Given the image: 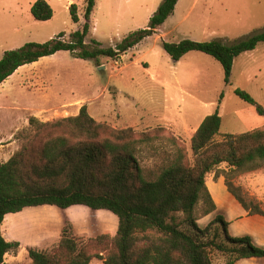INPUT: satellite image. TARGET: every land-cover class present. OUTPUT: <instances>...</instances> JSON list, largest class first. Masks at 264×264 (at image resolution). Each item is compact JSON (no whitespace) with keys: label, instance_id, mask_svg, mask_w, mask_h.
I'll use <instances>...</instances> for the list:
<instances>
[{"label":"trees","instance_id":"1","mask_svg":"<svg viewBox=\"0 0 264 264\" xmlns=\"http://www.w3.org/2000/svg\"><path fill=\"white\" fill-rule=\"evenodd\" d=\"M179 0H163L148 27L130 33L115 48L86 41L97 0H86L82 28L69 41L65 33L47 42H28L8 50L0 59V83L21 66L59 51H71L83 59H118L145 38L158 32L174 13ZM72 18L80 22L78 5H70ZM31 13L49 20L54 10L47 0H36ZM264 42V31L234 43L221 39L164 41V49L175 60L190 51H201L222 64L226 84H232L235 59ZM235 93L264 115V106L249 92ZM224 93L221 94V98ZM220 107L207 115L191 138L190 146L164 127L136 131L117 128L97 120L84 105L76 115L43 121L29 118L32 131L9 160L0 163V264L7 253L20 247L2 234L5 217L29 207L55 205L66 211L74 205L105 209L118 217L115 235L100 232L86 241L78 237L75 224L64 216L61 237L52 249L30 247V264H215L214 254L226 257L225 264L264 257V247L249 235L231 236L229 221L216 215L207 226L199 220L218 210L207 182L216 169L229 192L249 214L264 215L258 203L246 198L233 177L264 169V126L241 133L221 132ZM157 140L170 146L164 159L153 166L143 164L141 149ZM227 164V168H221ZM187 225L190 231L183 228Z\"/></svg>","mask_w":264,"mask_h":264},{"label":"rangeland","instance_id":"2","mask_svg":"<svg viewBox=\"0 0 264 264\" xmlns=\"http://www.w3.org/2000/svg\"><path fill=\"white\" fill-rule=\"evenodd\" d=\"M35 1L0 0V59L8 50L28 42L44 43L62 32V39L69 41L86 22V0H47L54 10L49 20L33 16ZM162 2L97 0L86 41L97 40L104 48H115L130 33L148 27ZM72 3L78 5L80 22L72 18ZM262 31L264 0H179L157 33L116 60L104 56L83 59L63 50L21 66L0 83V163L9 160L31 133L32 115L49 121L76 115L84 105L101 122L136 131L164 127L166 134L177 136L187 146L203 119L218 107L223 118L221 132L241 133L264 126V115L235 93L240 87L264 106V42L236 58L232 84H226L224 68L215 57L190 51L175 60L163 47L164 41L177 43L186 38L221 39L231 44ZM169 151L166 142L157 140L144 146L139 156L143 164L153 166ZM220 167L227 168V164ZM217 171L210 173L207 181L215 201L222 205L226 191L231 193L225 177L217 176ZM220 178L224 179L223 187ZM233 181L248 200L264 210V169L239 174ZM218 214L217 210L201 218L200 226H207ZM64 216L76 225L83 241L100 232L115 235L118 229V217L105 209L92 210L85 205L66 211L55 205L29 207L8 214L3 222V236L20 242L17 250L6 254L7 263L30 264V247L48 250L57 245ZM183 228L190 231L187 225ZM225 262L226 257L215 252L214 263ZM91 264L103 263L95 259Z\"/></svg>","mask_w":264,"mask_h":264},{"label":"crops","instance_id":"3","mask_svg":"<svg viewBox=\"0 0 264 264\" xmlns=\"http://www.w3.org/2000/svg\"><path fill=\"white\" fill-rule=\"evenodd\" d=\"M70 2H72V0ZM222 181H224L223 178H220L218 181L221 187H223V185H221ZM209 189L213 195V191L210 186ZM226 194H227L226 202H224L222 205L217 203V205L220 214H223L225 217L227 216L225 215V212L227 214L232 215V217L229 216L226 217V219L230 223L229 234L231 236H238V237L249 235L252 237L253 242L256 245L264 247V215L249 214L248 211L237 201V199L233 197V195L229 194L227 191ZM236 264H264V257L246 258L238 261Z\"/></svg>","mask_w":264,"mask_h":264}]
</instances>
